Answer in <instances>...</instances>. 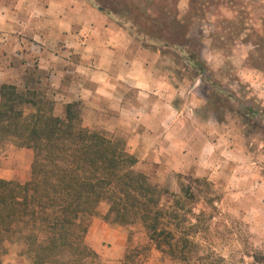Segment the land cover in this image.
Wrapping results in <instances>:
<instances>
[{"label":"rangeland","instance_id":"obj_1","mask_svg":"<svg viewBox=\"0 0 264 264\" xmlns=\"http://www.w3.org/2000/svg\"><path fill=\"white\" fill-rule=\"evenodd\" d=\"M130 1L140 4L139 0ZM187 5L189 1L184 0L181 9ZM198 9L201 19L189 20L190 35L210 69L207 78L190 69L177 50L163 51L168 58H163L162 67L170 69L177 92L176 124L132 125L129 112L120 120L116 111L103 104L94 111L81 103L82 120L85 126L122 140L127 151L138 158L135 170L175 195L181 193L183 178L209 183L213 203L203 206L206 215L200 217L198 229L200 258L192 264H264V117L245 119L238 112V103L231 101L225 106L218 95L211 101L213 106L208 101L213 88L210 83L214 82L264 116V0H225L215 9L207 8L202 0ZM247 17L248 27L257 32L232 38V31L247 23ZM225 20L234 24L223 26ZM42 50L41 43H32L29 65L26 63L25 73L14 85L20 89L28 85L52 101L56 115L63 116L65 105L57 99L52 79L38 68ZM1 81L0 87L9 84ZM32 162L31 150L0 144V179L29 181ZM108 211V203L103 202L92 218L91 224L97 223L99 229L96 234L101 237L99 224L104 222L102 229L109 225L126 238L123 256L117 258L113 242L102 240L97 251L87 237L104 264H188L156 250L141 226H122L107 219ZM194 213L199 214L198 209ZM190 224H196V219L188 214L185 230L193 233ZM21 251L18 246L0 244V260L3 264H28L19 256Z\"/></svg>","mask_w":264,"mask_h":264},{"label":"trees","instance_id":"obj_2","mask_svg":"<svg viewBox=\"0 0 264 264\" xmlns=\"http://www.w3.org/2000/svg\"><path fill=\"white\" fill-rule=\"evenodd\" d=\"M86 1L145 45L161 51L177 50L190 69L207 78L210 69L190 35L189 23L201 19L198 4L202 0H188L185 13L179 7L180 0H139L140 4L130 0ZM222 1L204 0V4L215 9ZM249 18L232 31V38L257 32L248 27ZM222 22L228 27L234 24ZM210 84L213 88L208 101L212 106L218 95L225 106L231 101L238 103V112L245 119L264 117L225 86ZM4 143L33 152L29 181L0 179V244L22 248L19 256L28 264H104L87 242L92 218L103 202L109 205L107 219L122 226H141L159 252L188 264L200 258V217L206 215L203 206L213 203L209 183L183 178L181 193L175 195L152 182L135 170L138 158L127 151L122 140L84 125L80 103L67 104L64 115L59 116L54 103L28 85L23 89L2 85L0 144ZM188 214L196 219V224L188 226L193 233L185 230Z\"/></svg>","mask_w":264,"mask_h":264},{"label":"crops","instance_id":"obj_3","mask_svg":"<svg viewBox=\"0 0 264 264\" xmlns=\"http://www.w3.org/2000/svg\"><path fill=\"white\" fill-rule=\"evenodd\" d=\"M33 42L43 47L38 68L50 76L57 99L65 106L78 102L97 111L103 104L120 120L129 112L130 124L137 126L178 122L177 92L170 69L162 67L167 55L145 45L88 1L0 0L2 83L14 84L25 73ZM103 223L101 237L97 223L91 224L89 242L100 251L107 239L116 245V257H122L126 236L109 225L102 229Z\"/></svg>","mask_w":264,"mask_h":264},{"label":"built area","instance_id":"obj_4","mask_svg":"<svg viewBox=\"0 0 264 264\" xmlns=\"http://www.w3.org/2000/svg\"><path fill=\"white\" fill-rule=\"evenodd\" d=\"M39 50L41 51L40 46H39Z\"/></svg>","mask_w":264,"mask_h":264}]
</instances>
